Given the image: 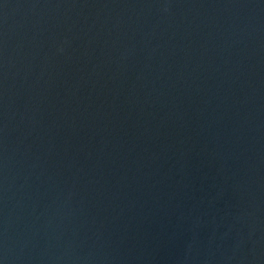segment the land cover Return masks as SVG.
Returning <instances> with one entry per match:
<instances>
[{"label": "water", "instance_id": "water-1", "mask_svg": "<svg viewBox=\"0 0 264 264\" xmlns=\"http://www.w3.org/2000/svg\"><path fill=\"white\" fill-rule=\"evenodd\" d=\"M0 264H264V0H0Z\"/></svg>", "mask_w": 264, "mask_h": 264}]
</instances>
